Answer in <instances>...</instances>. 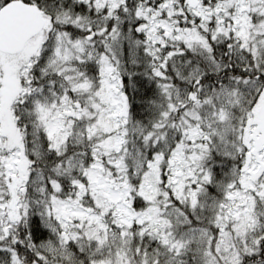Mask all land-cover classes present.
Wrapping results in <instances>:
<instances>
[{
  "label": "snow or ice",
  "instance_id": "snow-or-ice-1",
  "mask_svg": "<svg viewBox=\"0 0 264 264\" xmlns=\"http://www.w3.org/2000/svg\"><path fill=\"white\" fill-rule=\"evenodd\" d=\"M0 264H264V0H0Z\"/></svg>",
  "mask_w": 264,
  "mask_h": 264
}]
</instances>
